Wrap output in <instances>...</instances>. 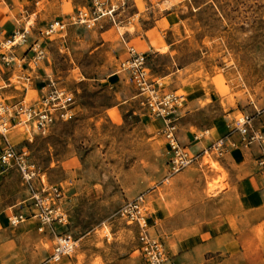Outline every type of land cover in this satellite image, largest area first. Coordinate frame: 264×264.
Listing matches in <instances>:
<instances>
[{
    "label": "rangeland",
    "instance_id": "1",
    "mask_svg": "<svg viewBox=\"0 0 264 264\" xmlns=\"http://www.w3.org/2000/svg\"><path fill=\"white\" fill-rule=\"evenodd\" d=\"M11 4L19 8L20 17L13 18L10 7L3 4L0 14H8L19 29L29 26L30 41L37 38L42 25L72 15L76 8L100 12L89 27L69 24L46 42L44 62L51 78L74 92L75 116L44 133L29 135L15 128L7 135L14 148L24 151L36 165L44 181L62 190L65 218L54 222L49 232L25 222L11 228L0 226V264H42L51 252L54 233L75 238L92 230L100 245L107 238L114 249L118 243L133 248L138 228L126 223L118 210L139 193L151 214L155 206L166 208L169 214L176 205L187 206L191 190L184 188L174 197L172 175L156 188L155 196L146 164L165 150L167 140L160 130L138 125L140 117L150 114L140 105L134 86L128 80L116 84L110 80L113 73H122L120 65L130 47L145 53L149 79L158 94L182 95L176 117L190 109L194 112L191 119L200 125L229 112L233 113L228 120L242 114L264 117V0H12ZM60 5L63 16L50 11ZM104 10L110 14L101 15ZM1 83L11 85L15 78ZM16 91L20 93L13 97L22 99L24 90L17 86ZM34 96L28 89L25 102ZM212 162L220 171L210 166ZM184 169L194 172L186 179H199L193 193L197 206L202 199L210 200L215 210L217 203L212 200L230 184L228 170L213 151ZM11 172L0 183V222L5 214L16 211L28 216L30 200L22 202L29 197L28 190L19 172L14 168ZM123 226L129 228L121 231ZM114 227L120 230L117 237L111 233L117 231ZM257 233L260 237V228ZM78 245L69 258L54 264H72Z\"/></svg>",
    "mask_w": 264,
    "mask_h": 264
},
{
    "label": "crops",
    "instance_id": "2",
    "mask_svg": "<svg viewBox=\"0 0 264 264\" xmlns=\"http://www.w3.org/2000/svg\"><path fill=\"white\" fill-rule=\"evenodd\" d=\"M9 1L10 4H7V0H3V5L10 7L8 9L10 14L14 13L13 18L20 17L19 8L12 6V0ZM22 1L19 0L21 3ZM27 1L29 3L34 2V0ZM1 8L3 9L2 6ZM51 10L59 14L57 16H63V5L51 8ZM27 11L29 15H32L31 9ZM38 24L40 25V23ZM46 24L42 25L41 28ZM34 26L33 30L35 29ZM17 30H19L18 26L9 18L8 14H0V41ZM19 50L16 49L14 53L18 54L17 51ZM49 68L43 62L40 69L33 73H29L23 67L20 75H31L30 84L34 87H40L42 82L51 75V70L48 71ZM16 74H18V69H15L14 72L0 74V82L12 80ZM110 76V80H113L112 84L128 80L127 72L113 73ZM20 83L23 84L22 81ZM17 86L22 89L21 86L13 84L3 91L12 96L19 95L20 92L16 91ZM200 107L202 106H197L195 109H200ZM180 111L181 108L177 107L176 113ZM232 113L215 116L212 122L207 125H200L191 119L194 114L191 109L184 113L185 116L178 114V117L175 116V135L179 146L189 153L200 151L217 137L224 136L227 133V123L229 121L227 116ZM251 122L253 128L261 133L263 139L261 146L264 147V117H253ZM141 124L158 130L163 126L160 118H154L150 115L140 117L138 125L141 126ZM257 154L258 146L256 143L244 147L238 143L237 136H235L232 145H227L222 155L217 156L220 163L229 172L230 184L212 200L217 203L215 210L211 209L213 207H211L210 200L205 202L202 199L201 206H197L199 201L194 198L193 193L196 191V185L199 186L200 184L199 179L191 181L186 179L188 176H194L193 171L184 169L171 176L174 180V197L178 198V194L184 188L186 191L191 190V194L187 195V206L181 207L175 204V210L171 214L168 213L166 208L161 207L158 209L155 206L153 214H148V223L150 226L149 231H153L151 233L159 236L164 241L166 250L175 264H264V192L262 190L264 180L257 172L255 164ZM167 157L168 146H165V150H162L158 157L150 159L146 164L149 179L155 184L153 189L155 196H157L156 188L162 186L163 182L169 178L166 165ZM202 157H199L194 164H198ZM69 163H72L71 160ZM233 164L235 167H233ZM210 166L220 171V166L217 163L212 162ZM12 169L0 165V183L8 179L12 174ZM200 187L202 189L204 183ZM27 200L29 199H24L22 202L25 203ZM26 211L28 216L24 222L34 224L38 226L36 227L38 229L40 223L37 217L32 214L30 205L26 207ZM15 213L19 212L16 211ZM7 215H4L0 226L11 228L7 222ZM116 228L114 227L115 230H117ZM128 228V226H123L121 231ZM259 228L262 232L260 237L257 233ZM46 231L51 230L46 228ZM119 232L120 230L111 233L117 237ZM54 234L56 237L61 233ZM73 239L79 245L77 248L78 254L71 260L72 264H144L143 259L136 250L137 243L133 248L118 243L117 248L114 249L112 248L114 244H108V239L103 238V241L106 242L100 245L96 234L92 230L89 232L83 231ZM133 252H137L134 257L131 256Z\"/></svg>",
    "mask_w": 264,
    "mask_h": 264
},
{
    "label": "built area",
    "instance_id": "3",
    "mask_svg": "<svg viewBox=\"0 0 264 264\" xmlns=\"http://www.w3.org/2000/svg\"><path fill=\"white\" fill-rule=\"evenodd\" d=\"M95 0H92L94 3ZM3 0H0V6ZM95 7V6H94ZM84 8V11H82ZM76 8L75 13L67 15L65 18L59 17L49 21L43 28L38 29L37 38L30 41L33 35L26 28L13 32L10 36L0 41V74L14 72L18 69V74L14 76L15 85H19L24 90V97L16 99L8 96L3 91L13 85H5L0 82V136L3 143L0 145V165L4 168L16 169L28 190L30 207L32 214L37 217L40 223L39 231L46 228L53 231V224L61 223L65 218L62 211L63 192L57 187L49 186L40 175L36 165L31 162L24 151L19 152L11 144L7 137L11 130L20 129L23 133L37 132L44 133L57 122H63L75 116L74 92L59 85L56 79L51 76L42 82L40 87L32 86V76L20 75L24 67L29 73L40 69L39 63L46 60V42L53 35L61 34L70 25L90 26V22H95L99 17L100 9L82 6ZM110 14V11H103L101 15ZM25 47L18 55L14 53L16 49ZM19 56V57H18ZM145 53L130 47L127 57L120 65L122 72L128 73V81L137 90L140 96L139 103L143 104L150 116L160 118L163 126L160 133L166 138L168 145V157L166 165L168 175L171 176L187 166L197 162L199 157L206 153H213L221 156L225 147L232 145V141L237 136V141L244 147H249L256 143L258 154L255 164L259 176L264 180V147L261 146L263 139L261 133L253 128L251 117L242 114L228 121V131L224 136L217 137L208 146L196 153H189L178 144L176 138L175 113L177 107L183 100L182 95L166 92L158 94L153 82L149 79L146 68ZM20 81L25 85H21ZM28 89L35 92L30 102H25ZM142 97V98H141ZM30 135V134H29ZM264 192V184L262 187ZM144 195L139 193L132 199L127 200L118 210L119 216L128 224H135L138 228L137 252L143 259L144 264H175L168 254L164 241L149 232L148 212L144 206ZM8 225L15 227L23 223L27 215L24 212L11 213L7 215ZM75 250V240L70 234L61 233L55 237L50 255L42 264H54L63 257H69Z\"/></svg>",
    "mask_w": 264,
    "mask_h": 264
},
{
    "label": "bare ground",
    "instance_id": "4",
    "mask_svg": "<svg viewBox=\"0 0 264 264\" xmlns=\"http://www.w3.org/2000/svg\"><path fill=\"white\" fill-rule=\"evenodd\" d=\"M54 20V19H53ZM52 21V20H51ZM48 23V22H47ZM26 30L27 31H29L30 32V27L28 26V28H26ZM19 49H21V48H19ZM23 52V51H22Z\"/></svg>",
    "mask_w": 264,
    "mask_h": 264
}]
</instances>
